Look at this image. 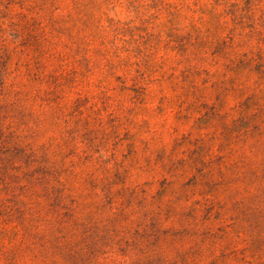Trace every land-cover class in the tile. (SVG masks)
<instances>
[{
	"label": "rangeland",
	"instance_id": "obj_1",
	"mask_svg": "<svg viewBox=\"0 0 264 264\" xmlns=\"http://www.w3.org/2000/svg\"><path fill=\"white\" fill-rule=\"evenodd\" d=\"M0 264H264V0H0Z\"/></svg>",
	"mask_w": 264,
	"mask_h": 264
}]
</instances>
